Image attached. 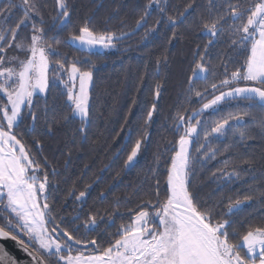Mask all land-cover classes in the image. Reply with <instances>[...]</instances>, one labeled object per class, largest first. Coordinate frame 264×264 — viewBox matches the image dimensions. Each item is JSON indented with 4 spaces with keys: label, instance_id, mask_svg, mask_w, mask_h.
Listing matches in <instances>:
<instances>
[{
    "label": "snow or ice",
    "instance_id": "6c2138e0",
    "mask_svg": "<svg viewBox=\"0 0 264 264\" xmlns=\"http://www.w3.org/2000/svg\"><path fill=\"white\" fill-rule=\"evenodd\" d=\"M102 7L81 14L74 0H0V264H264V216L253 222L255 210L245 213L247 205L264 209V184L255 185L251 195L209 202L196 181L218 156L225 157L223 167L211 176L223 186L242 178L241 166L248 175L257 166L264 169V150L256 157L248 147L257 137L264 143V0H147L130 31L124 30V18L111 22L121 15L119 7L97 21ZM139 33L145 42L157 35L164 39L158 68L170 62L173 42L193 46L194 68L171 118L177 139L163 150L171 152L163 191L158 149L154 166L139 174V185L149 190L134 207L127 202L143 191L140 186L107 207H89L92 184L69 183L43 149L62 129L69 130L72 143L76 136L87 142L98 66L93 57ZM164 87L154 82L153 102L124 170L136 167L149 143L147 129ZM194 102L200 106L191 107ZM225 106L236 110L211 119ZM65 155L70 158L71 150ZM10 243L22 255H14Z\"/></svg>",
    "mask_w": 264,
    "mask_h": 264
},
{
    "label": "trees",
    "instance_id": "16d2710c",
    "mask_svg": "<svg viewBox=\"0 0 264 264\" xmlns=\"http://www.w3.org/2000/svg\"><path fill=\"white\" fill-rule=\"evenodd\" d=\"M74 2L81 14L94 10L96 5L103 4V7L95 13L97 21L104 19L119 7L121 15L113 16L111 22L118 25V21L124 18L126 24L124 30L130 31L135 27L134 15L143 8L147 0H74ZM141 35L142 33H139L130 37L113 51H98V54L93 57L98 66L94 71V83L90 89V105L94 116L87 142H82L79 136H76V143H72L73 138L69 135V130L62 129L55 137L46 140L43 149V154L59 168L60 173L70 177L69 183L75 180L78 187L85 183L92 184L88 197L89 207L93 205L99 208L107 207L114 197L122 194L131 195L134 187L140 186L143 191L133 196L131 202H127V207H134L139 197L149 190L147 185H139V174L154 166L153 160L158 149L163 152L157 168L163 191L166 179V157L171 154L170 151L163 150H170L172 145L167 142L174 143L177 139L176 133L170 127L171 118L178 102L182 99L181 91L185 87L184 81L191 75V70L194 68L193 46L183 41L173 42L168 49L172 54L170 62L166 67L160 65L158 68L156 60L164 50V39L157 35L145 42L141 40ZM198 39H207V37L199 36ZM141 76H144L142 85L139 82ZM156 81L163 83L165 87L157 101L158 112L147 129L151 133L149 143L138 157L136 167L124 170L123 161L131 143L139 135V126L143 123L147 108L153 102L151 93ZM199 106V102L191 105L193 108ZM235 110L234 107L225 106L221 108L219 114H211V119H218L220 115ZM78 123V120L74 121L71 127L75 128ZM25 136L30 140L27 133ZM231 142L230 139L229 143ZM212 145L222 147L220 142L215 140L212 141ZM248 147L256 157H259L264 150V143L257 137L255 141L248 142ZM69 150H71L70 158L65 155ZM236 150V148L232 149L233 152ZM239 151L244 153L245 148L241 146ZM224 159V156H218L215 160L209 161L207 166L197 174L196 181L200 195L209 202L222 195L239 197L251 195L255 185L264 184V169L257 166L256 171L248 175L244 171L247 168L245 165L238 169L242 176L240 180L223 186L222 182H218L211 176V173L223 167ZM66 160L68 164L65 167ZM117 172L121 175L119 179H114ZM250 185L253 188L250 189ZM63 187L67 185H62ZM102 192L105 197L100 199ZM64 194L63 191L59 193L60 196ZM72 210L73 204L69 201L66 213L71 214ZM253 210H255L253 222H259L264 216V209H261L258 204L245 206V213L253 212ZM120 211L124 212L125 208L122 206ZM126 219V216L118 217L117 224ZM66 226L71 227L70 224ZM108 231L114 232L115 229L109 228ZM107 239L108 237H105V240Z\"/></svg>",
    "mask_w": 264,
    "mask_h": 264
},
{
    "label": "water",
    "instance_id": "95a60500",
    "mask_svg": "<svg viewBox=\"0 0 264 264\" xmlns=\"http://www.w3.org/2000/svg\"><path fill=\"white\" fill-rule=\"evenodd\" d=\"M9 248L14 255H22V253H20L19 249L16 248L14 244L10 243Z\"/></svg>",
    "mask_w": 264,
    "mask_h": 264
},
{
    "label": "rangeland",
    "instance_id": "374dc122",
    "mask_svg": "<svg viewBox=\"0 0 264 264\" xmlns=\"http://www.w3.org/2000/svg\"><path fill=\"white\" fill-rule=\"evenodd\" d=\"M115 49H98L99 52H108V51H113Z\"/></svg>",
    "mask_w": 264,
    "mask_h": 264
}]
</instances>
